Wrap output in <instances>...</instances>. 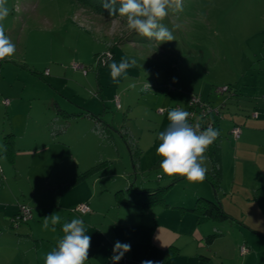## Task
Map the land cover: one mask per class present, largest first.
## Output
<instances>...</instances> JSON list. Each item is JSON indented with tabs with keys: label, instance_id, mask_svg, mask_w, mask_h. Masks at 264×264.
I'll list each match as a JSON object with an SVG mask.
<instances>
[{
	"label": "rangeland",
	"instance_id": "rangeland-1",
	"mask_svg": "<svg viewBox=\"0 0 264 264\" xmlns=\"http://www.w3.org/2000/svg\"><path fill=\"white\" fill-rule=\"evenodd\" d=\"M7 6L10 15L3 23L16 52L0 61L2 239H11L7 233L30 231L35 224L40 249L33 239L19 245L30 258L38 250L44 262L63 233L61 225L56 232L44 230L43 218L59 213L61 224L67 221L76 214L71 211L74 200L88 194L95 181L123 188L127 197L134 190L131 200L145 202V207H129L135 226L144 217L145 225L155 227L161 197L173 206L161 209L172 224L175 211L180 212L176 206L191 204L197 194L219 198L233 218L224 224L205 221L195 233L185 229L178 238L181 255L175 264H264V96H241L253 89L264 92V0H183V11L170 9L160 21L173 33L175 40L169 42L143 37L127 27L125 17H108L76 0H7ZM124 37L128 40L119 43ZM121 57L134 58L137 64L128 70V79L113 84L108 65ZM146 82L152 91H141ZM193 97L196 110L190 106ZM203 104H220L222 113L218 125L213 124L221 133L212 144L220 147L221 156L217 192L208 180L158 178L157 134L170 124L168 111H188L190 123L202 124L207 121L199 115ZM59 108L77 118L68 119ZM76 111L99 113L100 121ZM234 119L246 121L239 123L238 137L231 133ZM245 130L250 138L238 142ZM54 131L56 139L50 134ZM126 134L133 137L138 157L130 153ZM94 165L83 180L71 183ZM204 166L210 169L209 159ZM21 204L37 217L12 223ZM175 216L178 222L181 215ZM209 229L225 234L198 238ZM95 253L85 264H105L104 255Z\"/></svg>",
	"mask_w": 264,
	"mask_h": 264
},
{
	"label": "clouds",
	"instance_id": "clouds-1",
	"mask_svg": "<svg viewBox=\"0 0 264 264\" xmlns=\"http://www.w3.org/2000/svg\"><path fill=\"white\" fill-rule=\"evenodd\" d=\"M119 4L117 8L116 5ZM102 7L110 16L119 15L126 18L127 27L143 37L154 38L162 42L174 41L172 31L163 25L162 21L169 15V10L183 11V0H102ZM10 15L7 0H0V61L12 56L16 46L5 33L4 21ZM110 46V45H109ZM134 58L121 57L119 63L113 61L108 65L113 84H119L121 78L128 79V70L135 67ZM129 87L135 88V84ZM152 91L151 85L146 84L141 91ZM188 111L173 108L168 111L170 124L165 131L157 134L160 141L156 148V155L161 158L159 167L164 176L185 177L189 182H203L206 178L207 167L205 155L209 146L221 135L220 130L207 127L202 129L199 123L189 122ZM59 213H53L43 218L42 228L56 232L57 225H61L62 238L57 246L47 253L44 264H85L88 260L91 246V236L86 234L87 228L80 218L64 221ZM131 250L128 243L115 242L112 264H117L124 254ZM141 264H154L151 260H144Z\"/></svg>",
	"mask_w": 264,
	"mask_h": 264
},
{
	"label": "crops",
	"instance_id": "crops-1",
	"mask_svg": "<svg viewBox=\"0 0 264 264\" xmlns=\"http://www.w3.org/2000/svg\"><path fill=\"white\" fill-rule=\"evenodd\" d=\"M257 84L258 83H253L251 84V86H255ZM261 90L262 89L259 90L253 89L252 93L243 91L241 96L245 98L246 97L252 98L254 97V95L261 93H262L261 95L264 96V92H260ZM235 104L238 103L236 102ZM238 108L240 109V107ZM58 111L64 112L65 109L59 108ZM77 112L80 111H76V114ZM92 113H94V111H92ZM95 114L100 115L99 113H95ZM233 114L235 115L241 114V112L235 111ZM75 118H77V116L72 117L71 119H75ZM239 123L236 122L234 119L232 126H235L236 124ZM245 123L246 121H243L242 124ZM96 124L97 122L95 123V126ZM247 131L250 130H245L243 133H241L238 142L240 141L242 142L250 138V135L246 134ZM55 132L56 131L50 133L52 139L58 138L57 137L58 135L56 136ZM44 140L45 139H43V141ZM57 141L61 142L62 140L58 139ZM57 141L55 140V142ZM39 143H40L39 139L34 141L35 145ZM220 166H221V156H220ZM85 177L86 176H84L80 180H83ZM92 185L93 188L88 194L75 199L74 202L72 203L75 207L82 202H88V204L91 207V212L81 216L77 215V213L76 214L72 213L71 216L66 218V220L70 222V220L73 218H80V217L82 218L87 228L86 234L91 236V244L93 245L90 246V250L95 249L94 252L89 250V255L90 254L93 255L95 252H96L95 254L101 253L105 257L104 259L105 264H112L111 257L113 255L114 244L117 241L121 243H128L131 245V250L125 253L123 258L120 261H118L117 264H124V262H126V264H130V263L141 264V262L144 260H151L154 262V264H158L162 261H165L166 264H173V263L175 264V261L178 260L177 259L178 256L181 255L182 244L178 238L180 234L185 233L184 232L185 229L190 228V230L187 231V233L188 232L195 233L198 232L200 225L203 224L205 221L213 220V221H219L220 223L224 224L230 221L231 218H233V216L230 213H228L223 209L219 198L218 199L216 198L215 200L219 201L222 210L225 213H227V215L229 216L228 218L223 220L222 219L215 220L208 217H202V216L199 217L192 210V208L198 203L199 198L203 197L204 195L197 194L195 196V200L193 199L191 201V204L189 205L181 204L182 206L175 205L180 209L179 213L175 211V215L176 214L178 216L179 214L181 215L178 222L175 215H174L175 221L173 224L170 221L167 213L161 215L162 213L161 209L163 207H167L168 209L169 207H173L169 205V203L166 204L164 197L163 198L161 197L160 200L158 199V203H161L162 207L157 208V211L156 213H154V216L158 217L159 219H161V217L163 216L164 223L160 222V220L157 218H153L155 227L151 228L150 225L144 224V217H143L142 219H139V221L137 222L138 226H135V224H133V222L128 217V215L132 213L129 207L130 206H134L135 208L145 207L146 205L145 202H140V200H138V202L136 203L135 201H132L131 198L133 195V191L131 190L129 191L130 196L127 197L125 195V192L123 191V188L118 189L117 187H114L115 188L114 189L109 187L107 184L104 185L105 187H103L101 183L95 184V181L94 184ZM113 189L116 190L114 195L111 192ZM215 192L217 191L215 190ZM208 196L209 195H207V197L204 196V198L209 199ZM153 203H154L153 201L149 202L150 205L154 206ZM186 216L188 219V224L184 226V220ZM36 217H37L36 214L33 215V211H32L31 221L34 220V218ZM168 223L174 227H172ZM35 226L36 225L33 224L32 227H30V231L24 232L23 230H21L20 232H16L15 234L7 233L11 237V239L8 241L2 239L5 233L0 231V264H40V261L42 262V260L39 258L38 250H36L35 253L36 255L30 258L25 256L24 253H22V248L24 245H19L21 241H25L24 239L26 240L33 239L34 247L40 249L42 245V241H40L41 240L40 238L35 236V232H34ZM217 232L219 233L217 234ZM206 234L203 235L199 233L198 238L201 237V239L203 238L205 239L207 236L209 237L211 235H212L211 237L214 238L217 235H224L225 230L223 231L219 230L213 232L210 231L209 229V234L207 235ZM211 241L212 240L209 239L207 240V242H211ZM191 243H196V240L192 239Z\"/></svg>",
	"mask_w": 264,
	"mask_h": 264
},
{
	"label": "trees",
	"instance_id": "trees-1",
	"mask_svg": "<svg viewBox=\"0 0 264 264\" xmlns=\"http://www.w3.org/2000/svg\"><path fill=\"white\" fill-rule=\"evenodd\" d=\"M76 1L81 6L88 7V8H91L92 7V8H95L96 10H100V11H102L100 13H102L104 15H107L108 17L119 16V15L110 16L109 13H108V11L105 10L102 7V0H76ZM116 7L118 8L119 7V4H117ZM121 40L119 41V43L120 42L127 41L128 38L125 39V37H124ZM224 102L225 101H223V104H224ZM210 106L212 108H214V106H212V105H210ZM214 109H217L218 110V113L217 114L210 113L207 116V121L205 123H202V125H206L209 122L212 125L215 124V127L218 125L219 119L222 118V113H221V110H220V104L219 105H216ZM78 113L79 114H83V115L92 116L97 121H100V117H99L100 115L93 114L90 111H88V112L80 111V112H77V114ZM63 114H65V117H67L68 119H69L70 116H71L70 118L75 117L74 115H71V114L67 113L66 111H64ZM103 124L104 123L101 122L100 125H103ZM236 125H238L241 128V126H240L241 124L240 125L239 124H236ZM97 127H98V122L96 124V128ZM124 139H125V143H126L127 147H129L130 153H134V154L137 153V157H138L139 150L137 149L136 144L133 141V137L131 135L129 136V135L126 134L125 137H124ZM217 147L216 146L215 147H212V145H210L209 148H208V150L206 151L207 152V155H208L209 162H210V169H208V171H207L205 180H208L209 181V183L212 185V187H213L214 190H217V189L220 188V181H221L220 152H219V147H218V149H217ZM137 157H136V159L134 157V159L136 161H138V158ZM96 167L97 166L94 165L90 169H88L86 171H83L78 176L72 178L71 179V183L74 184V183L78 182L80 179H82L84 176L88 175L91 172V170L92 169H95ZM131 191L134 192V190H131ZM192 210L199 217L200 216H202V217H208V218H212V219H215V220H221V219L223 220V219H226V218L229 217L227 215V213H225L222 210V208H221L220 203H219L218 200L207 199V198H204V197L199 198L198 203L192 208ZM12 223H14V222L12 221ZM211 236H209V237H211ZM169 250H167V251H169Z\"/></svg>",
	"mask_w": 264,
	"mask_h": 264
},
{
	"label": "built area",
	"instance_id": "built-area-1",
	"mask_svg": "<svg viewBox=\"0 0 264 264\" xmlns=\"http://www.w3.org/2000/svg\"><path fill=\"white\" fill-rule=\"evenodd\" d=\"M195 97L192 98L190 106L192 107L193 110L197 109V105L194 103ZM202 109V111H200ZM210 113L217 114L218 110L212 108L211 106H207L205 104L202 105V108L199 106V115L201 118H205L208 116ZM252 116H257L256 113L252 114ZM200 124V123H199ZM201 125L202 129H206L207 127H213V125L209 122L206 125ZM241 132V129L238 125H235L231 129V133L235 136L238 137ZM72 212L78 213L80 215H84L87 213L91 212V207L88 204V202H82L79 205H77L75 208L71 210ZM32 217V210L29 206L21 204L18 208V211L14 215L12 221L19 223V222H27L30 218ZM247 251L246 246L242 245L241 246V252L245 253Z\"/></svg>",
	"mask_w": 264,
	"mask_h": 264
}]
</instances>
